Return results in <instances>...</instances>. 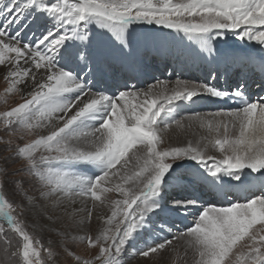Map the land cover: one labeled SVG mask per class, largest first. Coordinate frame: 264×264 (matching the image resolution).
<instances>
[{
	"label": "snow or ice",
	"instance_id": "snow-or-ice-1",
	"mask_svg": "<svg viewBox=\"0 0 264 264\" xmlns=\"http://www.w3.org/2000/svg\"><path fill=\"white\" fill-rule=\"evenodd\" d=\"M156 26L177 35L170 43ZM229 34L259 52L221 47ZM148 52L200 60L204 80L140 89L130 81L144 74ZM0 72L8 93L29 89L0 120L10 133L38 137L16 149L25 167L12 175L27 181H12L21 202L6 198L0 175V242L15 264H46L42 252L56 264L61 243L74 264H127L129 249L150 264L176 242L191 264H264V95L248 94L254 76L264 89V0H0ZM220 79L234 83L222 88ZM206 97L237 107L180 115L182 103ZM185 120L215 135L162 149L166 131ZM246 170L259 175L246 180ZM197 185L245 196L205 204L185 191ZM112 192L120 199L108 201ZM98 206L110 215L93 239L87 227ZM25 213L59 239L46 246L30 234ZM173 217L191 226L173 233ZM85 242L98 249L91 260L69 247Z\"/></svg>",
	"mask_w": 264,
	"mask_h": 264
},
{
	"label": "bare ground",
	"instance_id": "bare-ground-1",
	"mask_svg": "<svg viewBox=\"0 0 264 264\" xmlns=\"http://www.w3.org/2000/svg\"><path fill=\"white\" fill-rule=\"evenodd\" d=\"M156 31H157V34H159L161 36L167 35L170 43H171V37L177 35L176 33L172 32L171 30L159 28L158 26H156ZM177 39H179V37H177ZM185 43H187V41H185ZM238 44H239V46H238ZM220 46L221 47H236V48L243 49L247 52H250L252 54H257L260 50V46L256 45L254 42L239 41L238 39H236L234 37H230V35L228 36V39L226 41H224ZM149 54L150 55L147 58H144V57L143 58L145 60V62H144L145 66H147V69H148L147 75L151 76L153 78L154 83L156 82L157 79L172 81V80H175L177 78L196 81L194 79L192 73H194V72H200L201 74L205 73L204 68L206 66L200 60L188 58V59H182L180 61H177L176 59H173L172 57L169 56L168 60L164 64H162V62H160L158 65V68H161V70L163 71L162 76L159 77V76H157V73L152 74L153 68L150 67L151 61H153V58L155 57V53L150 52ZM166 57H167L166 55H163L162 59H165ZM168 65H169V67H168ZM38 79H39V76H38ZM258 79L260 80V78H258ZM0 81L2 83H5L6 85L9 84L8 81L4 79L2 72H0ZM200 81H202V80L200 79ZM217 82L218 81H216L215 83L217 84ZM217 86L222 87V88H228L229 87L227 85L226 79L223 80L222 84H217ZM137 87L140 88V86H137ZM170 87H171V85H170ZM21 88H24V86L22 85ZM140 89H144V88H140ZM28 90L29 89L24 88L23 91H17L16 93H20L21 95H25V91H28ZM257 90H258L257 95L262 96L261 94H263L264 89H261L260 87H258ZM21 95H19V96H21ZM218 101L219 100H217V99L206 97L204 99L198 100V102L194 105L182 103V106L178 111H179L180 115H182V116H188L194 111H199L201 113L214 112L217 110H221V108L218 107L216 104ZM184 125L185 126L183 128H178L176 130L175 128H177V127L173 126L171 129L166 131V133L164 135V141L165 142L163 143L164 145H166V148L173 147V146H185L189 141H191L192 143H196L198 140H201V138H209L210 139L212 136L215 135V133H210L206 127H201L199 122H197V121L185 120ZM209 152L214 157L221 158V155L218 154L219 153L218 151H216L212 148H209ZM188 171H189V174H191V171H193V170H188ZM250 174L251 173H249V175ZM256 176H258V175H256ZM251 177L252 176H248V174L246 173V175H245L246 180H250ZM190 178H191V176H190ZM254 183L257 184V188H258L259 187V181H255ZM200 187H201L200 185H197L195 187L190 186V188H187L185 191L189 194H192V192L194 194H197L196 192H198V188H200ZM202 188H203V186H202ZM235 190H237V189L236 188L232 189V192H234ZM256 192L257 191H255L253 194H255ZM114 194H116V196L120 199V196L118 195V193L115 192ZM236 199L242 200V199H244V196H241V195L239 196V195L235 194V195L229 196L228 198H222V197H218L216 195H212L207 199V201L208 200L210 201L209 204H211V201L215 202L212 204H216L217 206H220L219 204H222L223 206H228L230 203H232ZM98 211H101L102 215H98L100 213V212L98 213ZM107 215H110L109 209L107 207L98 206L93 212V217H92V220H91L90 224L88 225V227H90V229L97 230V232L99 233L100 229L104 227L102 218L107 216ZM175 218L178 219L181 224L188 223L191 226V218H188V219L179 218V217H175ZM176 227H178L179 229H184L183 225H178ZM175 247H176V251H172L170 248V249L164 251L163 253L156 254L155 258L153 260H151L150 264H168L167 262L174 257V255H175L174 253L177 251L183 256V259L187 262V264H191V260H192L191 254L189 253V255L187 257H185L183 255V248L181 247L180 242H176ZM175 257H177V256H175ZM135 263H137V264H149V261L146 260V258L140 257L138 259V261H135Z\"/></svg>",
	"mask_w": 264,
	"mask_h": 264
},
{
	"label": "rangeland",
	"instance_id": "rangeland-1",
	"mask_svg": "<svg viewBox=\"0 0 264 264\" xmlns=\"http://www.w3.org/2000/svg\"><path fill=\"white\" fill-rule=\"evenodd\" d=\"M145 27H149V26H145ZM229 35L230 37H234L232 34H229ZM158 64H159L158 61L152 62L153 72L155 74L158 72V71L157 72L154 71L157 68ZM151 83L152 84L154 83V81H152V77L150 81L147 82L146 86H150ZM146 86H144L143 88H146ZM8 87H9V84L6 85L5 83H2L0 81V114L18 106V104L23 103L25 100V95H21L20 93H16V92L12 94L8 93L7 92ZM175 129L177 130L178 128H175ZM36 138H38L36 135L28 134L27 132L19 131V130L16 132L10 133L7 126H5L3 121L0 120V175H2L5 180L6 198L14 202H21V196L14 193L12 181H19V180L26 181V177L23 175H12L13 173H19L20 170L25 167L24 161L22 160L17 161L15 159L16 149L18 146H22L24 143H29ZM160 147L163 149V148H166V145L162 144L160 145ZM218 154L221 155L220 153ZM81 171H84V169L82 168ZM246 173L248 174V176L259 175V174H252V173L249 175L250 172L248 170H246ZM26 184H27V181H26ZM114 193L115 192L107 194L108 201H114L116 199H119ZM191 195H196V194H191ZM206 195H207L206 192H204L203 195L200 196V199L202 200L203 203L209 204V201H206L209 198V196L207 195L206 197ZM219 205L221 206V204ZM98 213H99L98 215H102L101 211H98ZM19 218L28 225L27 230L29 231V233L34 235L37 239L41 240L46 246L49 243L55 242L59 239L57 236L51 235L47 231L42 232L34 228L33 227L34 221L30 213H25L24 216H20ZM169 222L174 223L175 225L173 227V233L176 232L177 229H179L178 227H176L178 225H183V228L190 226V224L188 223L181 224L180 221L176 219L175 217H173L172 220H170ZM261 227H264V226H257V230H259ZM96 234L97 235L99 234L97 230L90 229V227L87 228V235L91 236L93 239L97 236ZM261 234L264 235V232H262ZM10 235L12 236L13 244H15L16 237L12 235L11 233ZM244 243L246 244L247 241ZM53 247L57 252L60 253L56 257V264H74V261H72L71 258L67 257L65 254L60 252V248L63 247L62 243L59 245L54 244ZM69 247L75 250L80 256L86 259H89V260L93 259L98 254V249L90 248L86 242L71 244L69 245ZM4 248H5V245L3 244V242H0V264H15L14 258H10L5 255ZM174 254H175L174 257L167 262L168 264H185V263L187 264V262L183 259V256L178 251L175 252ZM42 258L45 260L46 264H52L51 261L47 260L45 252H42ZM139 258L140 257L132 258L130 249L125 254V259H126L127 264H137L135 263V261H138ZM97 264H99L98 261H97Z\"/></svg>",
	"mask_w": 264,
	"mask_h": 264
}]
</instances>
